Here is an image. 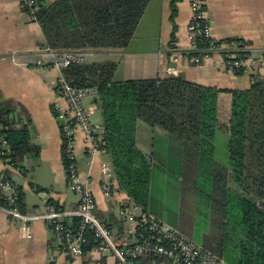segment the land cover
<instances>
[{"label":"trees","instance_id":"trees-1","mask_svg":"<svg viewBox=\"0 0 264 264\" xmlns=\"http://www.w3.org/2000/svg\"><path fill=\"white\" fill-rule=\"evenodd\" d=\"M37 1L31 17L42 30V47L98 53L129 44L150 0ZM175 29L173 24L171 43ZM212 41L199 37L194 54L202 55ZM116 67L114 60H87L60 71L76 87L97 89L92 102L101 117L100 150L109 157L118 189L146 211L154 164L136 147V122L163 129L170 142L168 158L161 163L164 175L193 194L197 206L205 204L210 210L215 236L198 243L227 264H264V75L254 74L245 89H232L197 84L180 75L116 81ZM6 139L17 166L23 156L38 152L25 128L11 129ZM216 140L223 146L220 157ZM15 190L14 204L24 212L23 193ZM47 203L55 204L50 199ZM6 205L0 190V207ZM96 243L90 236L83 252Z\"/></svg>","mask_w":264,"mask_h":264},{"label":"crops","instance_id":"crops-1","mask_svg":"<svg viewBox=\"0 0 264 264\" xmlns=\"http://www.w3.org/2000/svg\"><path fill=\"white\" fill-rule=\"evenodd\" d=\"M172 3L173 0H150L125 48L98 52L88 61H116L113 76L116 81L165 77L164 69L171 66L174 75L197 84L232 89L249 87L253 75L224 70L221 49L209 58H201L198 64L191 61L186 55L189 0H176L173 21ZM205 17L218 44L240 42L253 56L264 52V0H205ZM173 24L176 26L175 39L171 43ZM43 41L39 24L17 0H0V120L9 122V131L25 128L29 144L38 150L36 155L23 156L20 165L14 163L11 167L4 164L0 155V176L5 175L13 183V193L16 194V187L20 188L25 205L24 212L8 201L6 206L0 207V264H114L112 256L93 254L89 250L78 257H68L59 250L44 220L23 222L2 209L16 207L24 215L41 214L49 199L64 211H74L79 205V195L70 191L67 185L60 125L55 115L57 107L64 106L56 90L61 71L33 65V55L37 48L42 47ZM173 56H177L176 61H172ZM261 75H264V69L259 71ZM92 99L85 98L84 104L91 111L92 121L100 124L101 117H92L99 113ZM135 129L136 147L153 164L156 161L164 163L169 155L168 134L141 120L136 122ZM76 147L79 171L96 199L97 217L117 235H127V226L118 218L120 207L136 213L147 212L175 227L163 218L164 214L152 209L150 196L144 211L119 190L108 155L100 150L88 158L80 133ZM103 163L111 167L108 177L101 171ZM39 170L46 172L48 181L38 178ZM107 178L110 181L108 195L102 188ZM35 186L43 190L36 191ZM1 192L7 200L9 192ZM148 259L141 257L137 264H172L166 258Z\"/></svg>","mask_w":264,"mask_h":264},{"label":"built area","instance_id":"built-area-1","mask_svg":"<svg viewBox=\"0 0 264 264\" xmlns=\"http://www.w3.org/2000/svg\"><path fill=\"white\" fill-rule=\"evenodd\" d=\"M20 6L32 16L38 6L37 0H17ZM190 18L186 26L188 50L186 55L193 63L198 64L201 58H209L215 51H221L223 69L231 73L259 74L264 69V52L258 56L250 55L240 42L220 43L215 41L211 26L205 17V0H189ZM199 37L214 40L202 55L194 54ZM222 47V48H221ZM96 53L90 50H52L39 47L34 53V67H50L61 70L71 64H81ZM174 57V58H173ZM176 61L177 56H173ZM167 75H174L171 66L164 69ZM56 90L64 102L57 107L56 118L60 125L62 138V159L64 162L67 185L70 191L79 195V205L74 211H64L54 204H46L41 214H21L16 207L2 208L8 215L23 222L44 220L51 230L59 250L68 257L83 254L89 237L97 243L89 251L93 254L112 256L114 264H137L141 257L166 258L172 264H227L226 261L212 253L201 243L189 238L183 232L148 214L136 213L126 207H120L118 218L127 226L126 237L117 235L109 226L100 221L96 214V199L88 183L78 168L77 135L80 133L85 145L84 151L92 158L100 151L102 142V126L91 119V111L84 104L87 97H95L96 87H76L61 77ZM9 123V122H8ZM0 120V155L8 167L14 165L13 150L5 137L9 124ZM101 171L108 177L111 167L103 163ZM103 190L108 195L110 181L104 179ZM0 190L9 192L7 201L15 202L13 183L5 176H0ZM77 219V222L73 221Z\"/></svg>","mask_w":264,"mask_h":264},{"label":"rangeland","instance_id":"rangeland-1","mask_svg":"<svg viewBox=\"0 0 264 264\" xmlns=\"http://www.w3.org/2000/svg\"><path fill=\"white\" fill-rule=\"evenodd\" d=\"M99 113L92 115L93 119L94 117L100 118ZM218 135L219 133H217V137ZM219 140V142H224L223 139ZM226 142L227 139L225 138ZM169 143V140H167L166 144L168 145ZM225 143L224 147L226 146ZM157 145L158 142L155 143V146ZM216 146H218L216 148V156L219 153L223 155V146L217 144V140ZM162 167L161 162L156 161L152 170L153 175L149 194L150 206L155 211L161 212L160 214H164L162 216L165 220L172 224L175 223L191 239L197 242H211L215 236V228L210 223V210L207 209L205 204H203L204 207L197 206V201H195L193 194L186 193L185 189L182 190L181 185L176 180L170 176L167 177L166 174L164 175ZM38 175V178L44 180V182L49 180V178H46V172L43 170H39ZM27 179H31V177ZM17 181L21 182L18 178ZM32 181H34V176Z\"/></svg>","mask_w":264,"mask_h":264}]
</instances>
